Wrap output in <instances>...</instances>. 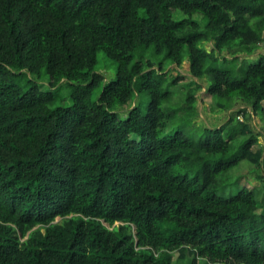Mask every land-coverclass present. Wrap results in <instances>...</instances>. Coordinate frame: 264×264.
I'll return each mask as SVG.
<instances>
[{
  "label": "trees",
  "instance_id": "16d2710c",
  "mask_svg": "<svg viewBox=\"0 0 264 264\" xmlns=\"http://www.w3.org/2000/svg\"><path fill=\"white\" fill-rule=\"evenodd\" d=\"M262 42L264 0H0V264H264ZM202 86L229 114L194 139Z\"/></svg>",
  "mask_w": 264,
  "mask_h": 264
},
{
  "label": "rangeland",
  "instance_id": "374dc122",
  "mask_svg": "<svg viewBox=\"0 0 264 264\" xmlns=\"http://www.w3.org/2000/svg\"><path fill=\"white\" fill-rule=\"evenodd\" d=\"M185 17V15L183 13H181L178 9H174L173 10V18L175 19H180ZM191 18L199 23H201V15L196 13L193 14L191 16ZM206 47L209 48L210 44L206 43L205 44ZM264 51V42L260 43L258 45L257 50L255 51V54L258 52ZM258 55H255L251 60H256L258 58ZM157 59V56L155 57ZM170 67V64L168 66H166V68ZM219 67H222V64H219ZM175 68V67H174ZM174 68L171 69L170 73L171 75H178L179 76V84H184L186 82H189L193 79V77L189 74L188 71V63L187 60H185L182 65L180 66V68L178 70H175ZM115 69H116V62L107 57L102 51H98L97 52V62H96V71L100 72L103 74L104 76V81H109L110 79H113L115 77ZM201 83L204 84L205 81L201 80ZM47 82L46 81H41L40 82V87L43 90H54L57 88H47ZM174 88H178L176 89V92L173 93L172 97L170 98V100L167 102V104L164 102L162 105L163 106H176V104H179V99L180 97H182L181 99H183L184 95H185V90L182 89V92H178L180 87L179 85H176L174 87H171V89ZM197 100H196V107L198 109V115L194 118V126L195 127H199L198 129H193L194 131H189V135H191L194 139H198L200 134H201V129L204 126H215V125H219L221 124L223 121L226 120L229 111H223V110H219L217 109L216 111H214L212 108H214V102H215V95L208 93L204 86H202V88H200L199 90L195 91ZM98 95V89H96L92 95L93 99H96ZM134 102L132 103H136L139 104L141 107L142 111H145V108L148 104V94L146 91H141L139 93L138 96H135V98L133 99ZM70 101H65L63 102V104H69ZM118 115L120 118H124L125 115L123 112H121L120 110H118ZM243 118V116L241 117ZM250 123L253 126L255 131H258L261 133V135L258 137V142L256 144L253 145V149L254 150H258V149H262L264 148V134H263V121L260 118L259 115L257 114H252V117L250 119ZM187 129H192L191 127H187ZM174 130V126L171 124H168L166 127V133H171ZM164 132V133H165ZM132 138H136L135 134H131ZM257 169L256 167L251 164L249 161H247L246 159L240 160V162L232 167L229 171H228V181L229 183L225 186V193L229 194L230 192L235 191L237 185H245L247 184V186L250 188L252 186H256L257 185V181L255 179H252V176H254L255 173H257ZM250 180H248V178H250ZM176 256V252H174V257Z\"/></svg>",
  "mask_w": 264,
  "mask_h": 264
}]
</instances>
